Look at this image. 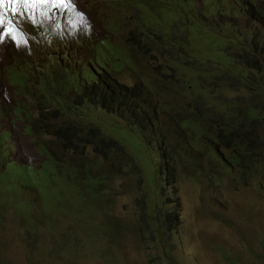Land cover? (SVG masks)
<instances>
[{"label":"rangeland","instance_id":"obj_1","mask_svg":"<svg viewBox=\"0 0 264 264\" xmlns=\"http://www.w3.org/2000/svg\"><path fill=\"white\" fill-rule=\"evenodd\" d=\"M12 7L19 13H13ZM218 7L225 18L235 15L241 31L234 33L230 27L218 40L207 39L204 46L238 47L247 31L254 37L253 44H264V19L259 18L264 0H70L64 5L48 0L28 7L0 4L2 78L6 67L15 61L12 78L22 94L21 68L26 64L31 69L29 98L33 99L20 100L38 123L34 131L28 120L18 116L19 110L13 115L19 95L10 83L3 82L0 108L8 112V118L5 114L2 119L3 128L14 131L9 137L15 144L10 157L21 166L41 169L36 179L34 171L24 175L26 170L21 166L1 174L0 186L8 188L0 191V218L9 215L0 221V249L7 264H264V177L251 185L234 178L219 184L188 179L179 190L183 206L180 225L166 243L158 234L154 210L146 205L154 193L147 194L146 189L156 178L147 154L139 153L141 141L135 133L121 132L124 142L135 147L134 155L121 151L96 156L90 152L98 168L111 178V199L96 211V179L81 176L86 174L77 152L66 156L64 143L54 139L51 129L58 123L50 119L47 124L51 127L45 124L47 113L61 107L69 115L81 112L85 122L95 119L94 105L89 112L81 102L71 107L69 100L98 83L103 71L111 74L109 82L139 85L140 78L130 76L140 70L137 62L146 66L148 57L138 47L132 51L126 40L131 33H145V40L149 31L163 37L169 34L177 44L185 36L186 46L193 47L199 10L214 17ZM68 9H72L69 18L64 15ZM249 9L256 15H248ZM98 114L105 116V111ZM113 119L120 129L127 125L115 116ZM46 143L58 158L79 165L81 175L64 169L51 152L41 151ZM22 197L35 210L28 228L16 218L24 212ZM157 198L162 201V195Z\"/></svg>","mask_w":264,"mask_h":264},{"label":"trees","instance_id":"obj_2","mask_svg":"<svg viewBox=\"0 0 264 264\" xmlns=\"http://www.w3.org/2000/svg\"><path fill=\"white\" fill-rule=\"evenodd\" d=\"M199 14L193 47L186 46L185 36L177 44L169 34L163 37L156 31H149L146 40L145 33L139 32L127 37L131 47H138L141 54L148 57L146 66L137 62L140 70L130 76L140 78L139 85L134 87L130 81L109 82L111 74L103 71L98 83L78 92L69 104L72 107L81 102L89 112L94 105L95 119L85 122L86 117H82L81 112L69 115L61 107L48 112L45 120V124L50 119L58 123L51 129L54 139L64 143L66 156L77 152L86 175H81L79 165H65L67 160L59 156L64 169L96 179V211L99 205L111 199V178L98 168L90 152L96 156L116 155L121 151L134 155V146L124 142L121 132L127 127L137 135L146 147L139 148L141 154H147L156 178V182L146 189L147 194L154 192L152 198L148 195L146 205L154 210L158 234L166 243L180 225L183 206L179 190L186 186L188 179L219 184L234 178L240 179L243 185H251L264 177V44L248 46L245 35L238 47L210 49L202 43L210 38L218 40L230 27L232 32L240 33V28L236 25L235 15L223 17L220 7L214 17L206 16L203 10H199ZM247 14L256 15V11L249 9ZM259 18L264 19V12ZM14 63L6 67L4 78L0 68V86L6 81L19 92L18 82L12 78ZM21 69V93L31 100L32 72L26 64ZM122 73L128 80L129 76ZM13 108V114L14 110H19L18 116L28 120L35 131L38 123L25 104L17 98ZM99 110L105 111V116L99 115ZM5 114L8 117V112L0 108V178L3 171L6 173L12 167L20 166L10 157L15 144L9 140L13 132L3 128ZM114 116L127 125L120 129L116 120L110 123ZM49 125L47 128L51 127ZM43 149L51 150L47 143ZM25 169L28 176L34 171L35 179L36 173L40 172L28 165ZM7 189L0 186V191L7 192ZM159 195H162V201L157 198ZM23 209L16 218L28 228V223L34 221L35 210L29 205ZM7 216H2L0 221ZM27 237H32L29 230ZM0 264H7L1 249Z\"/></svg>","mask_w":264,"mask_h":264},{"label":"clouds","instance_id":"obj_3","mask_svg":"<svg viewBox=\"0 0 264 264\" xmlns=\"http://www.w3.org/2000/svg\"><path fill=\"white\" fill-rule=\"evenodd\" d=\"M236 25L240 28V25L238 24V23H236ZM246 28V27H245ZM241 31V30H240ZM247 31V30H246ZM244 35H246L247 37H248V39L246 40V43H247V45H248V43L249 42H251V44H253V41H254V37L253 38H250V36L248 35V31H247V33H243ZM204 43V42H203ZM202 43V44H203ZM130 46H131V44H130ZM134 49H133V47H132V51H133ZM4 82H6V81H4ZM17 93H18V99H21L23 96H22V94H20L18 91H17ZM77 92H76V96H77ZM70 101V103H72L73 101H71V100H69ZM46 109H48V108H46ZM14 115V114H13ZM8 118V117H7ZM112 121H115V119H113ZM5 129V128H4ZM5 130H11V129H5ZM11 131H13V130H11ZM125 132L126 133H132L127 127L125 128ZM125 133V134H126ZM13 134H14V131H13ZM125 136V135H124ZM123 136V137H124ZM42 143H45L44 142V140L42 139ZM140 144H141V146H139V148L140 147H142L143 146V144H142V141L140 142ZM39 146V145H38ZM138 147V146H137ZM135 147H133V149H134ZM39 149H40V146H39ZM41 150V149H40ZM41 151H44V150H41ZM135 151V150H134ZM45 152V154L47 153L46 151H44ZM49 152H51V151H49ZM52 153V152H51ZM139 153L141 154V151H140V149H139ZM52 154H54V153H52ZM55 155V154H54ZM56 156V155H55ZM57 157V156H56ZM58 158V157H57ZM59 159V158H58ZM16 160V159H15ZM17 161V160H16ZM17 163L19 164V162L17 161ZM66 164H68V163H65V165ZM20 165V164H19ZM69 165H71V164H68V166ZM21 166V165H20ZM28 166H30V165H28ZM21 167H24V171L26 170L25 169V165H22ZM65 167V166H64ZM0 168H1V165H0ZM31 168L32 169H35L34 167H32L31 166ZM24 171H23V173H24ZM39 171H41V169L39 170ZM24 175H25V173H24ZM36 175H38V173H36ZM36 183H37V181H36ZM38 184V183H37ZM261 188H262V185H261ZM263 190H264V188H262ZM34 191H35V189H34ZM22 198H24V197H22ZM26 205H28V201L27 200H25V198H24V204H23V208L26 206ZM45 206V205H44ZM45 208H46V206H45ZM68 223H71L72 224V222L71 221H68ZM68 223H67V225H68ZM66 228H67V226H66ZM72 232V231H71ZM28 241H29V243H30V241H31V237L28 239ZM37 242H34V243H32L34 246H35V244H36ZM34 246L32 247V248H34Z\"/></svg>","mask_w":264,"mask_h":264},{"label":"snow or ice","instance_id":"obj_4","mask_svg":"<svg viewBox=\"0 0 264 264\" xmlns=\"http://www.w3.org/2000/svg\"><path fill=\"white\" fill-rule=\"evenodd\" d=\"M48 2V0H0V4H8L10 6H15L19 4H24L26 7L35 5L36 3H44ZM52 2L56 3L57 5H64L66 3H69L70 0H52ZM13 13H19V9L16 7H12ZM82 15V14H81ZM13 30H9V33H11Z\"/></svg>","mask_w":264,"mask_h":264},{"label":"bare ground","instance_id":"obj_5","mask_svg":"<svg viewBox=\"0 0 264 264\" xmlns=\"http://www.w3.org/2000/svg\"><path fill=\"white\" fill-rule=\"evenodd\" d=\"M6 7V6H5ZM7 8V7H6ZM71 14H72V9H68L66 12H65V16L67 17V18H69L70 16H71ZM82 17L85 19V16H84V14L82 15Z\"/></svg>","mask_w":264,"mask_h":264}]
</instances>
